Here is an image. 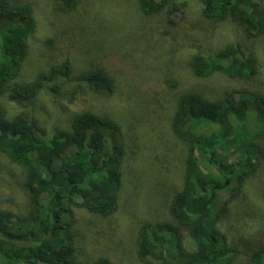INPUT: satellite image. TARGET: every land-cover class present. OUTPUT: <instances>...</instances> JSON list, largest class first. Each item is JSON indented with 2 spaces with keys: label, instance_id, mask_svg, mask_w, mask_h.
Instances as JSON below:
<instances>
[{
  "label": "rangeland",
  "instance_id": "374dc122",
  "mask_svg": "<svg viewBox=\"0 0 264 264\" xmlns=\"http://www.w3.org/2000/svg\"><path fill=\"white\" fill-rule=\"evenodd\" d=\"M13 1L31 5L34 20L16 82H29L64 63L69 73L54 76L33 99H2L7 118L24 113L52 135L69 129L76 115L87 112L117 123L120 134L114 139L127 148L116 212L100 217L74 208L77 259L146 264L139 258L140 226L174 224L170 203L183 186L186 146L170 126L178 98L196 92L219 99L234 89L264 96V34L247 36L232 19H206L202 0H170L164 10L149 16L138 0H75L70 9L58 0ZM172 6L177 11L170 15ZM230 45L256 58L254 77L193 76L189 63L194 56ZM93 72L112 80L110 95L86 84L85 77ZM258 146L262 156L254 175L217 224L236 252L231 264H249L253 252L264 247V136ZM23 181V171L0 155V211H29ZM220 205L221 199L215 207ZM184 245L192 248L186 232Z\"/></svg>",
  "mask_w": 264,
  "mask_h": 264
},
{
  "label": "trees",
  "instance_id": "16d2710c",
  "mask_svg": "<svg viewBox=\"0 0 264 264\" xmlns=\"http://www.w3.org/2000/svg\"><path fill=\"white\" fill-rule=\"evenodd\" d=\"M58 1L65 9L75 3ZM202 1L206 19H232L247 36L264 34V0ZM138 4L149 16L164 10L170 0ZM176 11L172 6L169 13ZM33 30L31 5L0 0V155L23 171L29 196L27 213L0 211V264H114L105 257L91 263L77 259L73 223L75 207L100 217L117 210L127 151L123 141L114 139L119 125L86 112L76 115L69 129L49 135L24 113L7 118L2 106V99H33L54 76L69 73L64 63L29 82H16ZM189 66L197 78L221 74L232 80L250 79L259 69L256 58L235 45L194 56ZM84 81L94 92L113 91L112 80L101 72L90 73ZM170 126L186 146L183 186L170 203L174 224H141L139 258L146 264H231L236 252L217 224L262 156L258 141L264 136V96L241 89L219 99L183 93ZM184 232L191 249L184 245ZM249 264H264V247L253 252Z\"/></svg>",
  "mask_w": 264,
  "mask_h": 264
}]
</instances>
